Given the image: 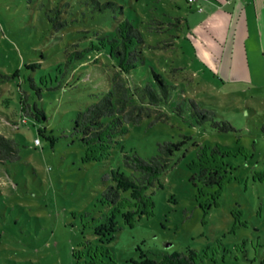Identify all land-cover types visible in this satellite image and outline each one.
<instances>
[{"label":"rangeland","instance_id":"rangeland-1","mask_svg":"<svg viewBox=\"0 0 264 264\" xmlns=\"http://www.w3.org/2000/svg\"><path fill=\"white\" fill-rule=\"evenodd\" d=\"M99 1L114 3L100 10L94 0H54L69 3L62 14L69 23L57 29L48 17L50 0H0V133L21 147L18 160L0 161V264H86L99 229L107 233L115 264H150L148 256L161 259L188 249L197 251L199 264H264V92L224 81L205 67L197 33L189 28L196 22L195 2ZM124 18L149 44L138 78L151 77L153 67L176 85L162 107L169 117L154 122L153 115L129 125L107 158L85 161L87 145L74 124L98 99L95 94L109 88L104 68L110 71L114 60L93 51L67 74L59 63L111 34ZM25 96L39 111L23 114ZM189 98L231 121L235 130L198 123ZM182 140L171 166L148 190L154 207L133 223L121 216L110 223L113 206L102 202L105 174L114 168L128 173L126 154L149 158L159 142ZM196 142L230 152L225 159L231 172L220 204L211 208L210 194L198 197L189 167Z\"/></svg>","mask_w":264,"mask_h":264},{"label":"trees","instance_id":"trees-1","mask_svg":"<svg viewBox=\"0 0 264 264\" xmlns=\"http://www.w3.org/2000/svg\"><path fill=\"white\" fill-rule=\"evenodd\" d=\"M94 1L99 4L100 10L114 3ZM53 2L54 0H50L51 13L48 17L53 21L55 28L61 29L69 23L68 18L62 16L63 6L69 3ZM99 39V42L93 41L83 49L72 51L59 63L63 73L67 74L74 73L77 67H81L93 51L97 52V55L108 53L114 60L110 71L104 68L109 78V88L95 94L98 99L79 112L74 124V132L78 133L87 145L85 161L107 158L120 137L128 132L129 125L140 123L145 117L155 115L154 122L167 120L169 115L162 107L170 102L172 89L176 87L153 67L150 68L151 77L138 78V67L147 61L144 51L149 44L146 43L141 29L129 18L118 20L114 31L101 35ZM37 65L33 63L29 66ZM189 101L192 116L198 123L209 122L210 127L218 131L235 130L231 121L217 119L215 110L195 98H189ZM35 111H39V108L32 106L25 96L22 101L23 114L30 115ZM22 120L27 121V118L22 117ZM184 143L185 140L159 142L158 153L149 158L136 152L126 154L123 160L124 166L129 169L128 173L114 168L105 174L107 185L103 191L102 202L113 206L110 223L115 216H121L126 222L133 223L138 216L148 213L154 207L153 197L148 190L160 181L161 176L171 166L173 156ZM196 145V156L189 163L190 169L193 170L192 180L198 186V197L203 194L211 195L206 207L211 208L214 204H220L225 181L231 172L230 164L225 159L230 152L224 151L217 143L196 142ZM20 157L21 147L17 140L0 133V161H15ZM198 182L204 186H199ZM210 187L215 189L210 190ZM99 230V242L91 244L86 251V264H115L107 233L104 229ZM147 259L150 264H199L195 249L165 253L161 259L149 256Z\"/></svg>","mask_w":264,"mask_h":264},{"label":"crops","instance_id":"crops-1","mask_svg":"<svg viewBox=\"0 0 264 264\" xmlns=\"http://www.w3.org/2000/svg\"><path fill=\"white\" fill-rule=\"evenodd\" d=\"M197 52L224 81L264 92V0H197ZM189 25V24H188Z\"/></svg>","mask_w":264,"mask_h":264},{"label":"built area","instance_id":"built-area-1","mask_svg":"<svg viewBox=\"0 0 264 264\" xmlns=\"http://www.w3.org/2000/svg\"><path fill=\"white\" fill-rule=\"evenodd\" d=\"M190 2H195V1H197V0H189ZM23 121H25V120H23ZM37 142H39V139H37Z\"/></svg>","mask_w":264,"mask_h":264}]
</instances>
